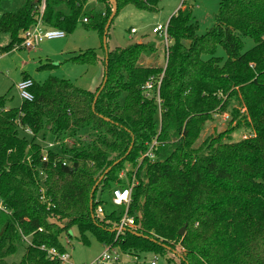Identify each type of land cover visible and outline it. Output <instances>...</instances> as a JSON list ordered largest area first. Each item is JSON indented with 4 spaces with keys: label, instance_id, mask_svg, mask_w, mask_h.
<instances>
[{
    "label": "trees",
    "instance_id": "obj_1",
    "mask_svg": "<svg viewBox=\"0 0 264 264\" xmlns=\"http://www.w3.org/2000/svg\"><path fill=\"white\" fill-rule=\"evenodd\" d=\"M6 1L0 0V9ZM89 1L26 0L21 9L2 14L0 30L11 43L0 47V54L22 49L21 34L40 18L46 27L68 34L82 24L97 31L104 45L114 5L96 0L103 8L88 11ZM114 1L115 19L128 6L157 13L163 2ZM183 7L170 19L167 67L141 64L156 52L153 43L107 52L98 92L106 77L107 82L95 106L97 91L56 77L39 84L25 75L23 80L34 81V100L19 108L7 110L6 97H0V202L9 212L0 211V264H60L42 247L66 254L61 237L74 227L85 244L90 233L103 246L129 255L165 257L182 249L181 264H264V0H221L205 35H199L192 10ZM245 39L255 44L246 52ZM220 49L226 57L218 56ZM70 61L91 66L101 60L90 50ZM163 73L159 106L144 88ZM235 98L246 115L235 109L229 129L196 148L207 124L226 113ZM245 126L253 135L232 143V135ZM27 130L34 140L21 136ZM82 131L92 138L82 140ZM41 133L76 143L52 153L45 164L36 142ZM154 141L159 144L156 159H143ZM30 156L46 170L42 184L48 203L42 200L39 174L27 161ZM63 156L71 165L55 166ZM128 167L127 178L136 181L129 208L136 229L116 239L114 228L124 210H110L97 195L111 196L126 187L120 176ZM99 205L106 208L105 220L94 215ZM23 236L31 245L19 263H10Z\"/></svg>",
    "mask_w": 264,
    "mask_h": 264
},
{
    "label": "rangeland",
    "instance_id": "obj_2",
    "mask_svg": "<svg viewBox=\"0 0 264 264\" xmlns=\"http://www.w3.org/2000/svg\"><path fill=\"white\" fill-rule=\"evenodd\" d=\"M220 1L163 0L157 13L143 12L133 6H128L121 11L109 29L107 37L108 52L114 51L117 48H128L138 43L139 38H148L147 43L153 42L155 45L157 43L154 42V39H158L159 42L160 40L162 42L163 51L159 55L158 50H156L153 55L149 56V61L151 62L148 65L166 68L169 56L167 58L163 39L153 33L154 28L158 25L167 24L181 6L182 9H184L183 6H186L193 12V22L199 24V35H205L215 24L216 16L220 10ZM25 2L26 0H8L0 9V14L15 12L21 9ZM86 8V10L90 11L93 9L100 10L103 7L96 0H90ZM133 28L137 29L136 34H132ZM66 34L67 36L63 39L45 41L32 50L22 48L0 54V97H6L7 110L19 108L22 105L23 100L17 89V85L24 79L25 75H29L39 84L45 83L50 77H56L68 80L84 90L98 92L106 73L103 60L107 53L99 33L79 24L74 33ZM244 41L245 52L255 46L254 42L250 39H245ZM10 43L11 37L0 30V47H7ZM90 50L94 51L101 60L97 65H82L70 61L73 56ZM218 56L226 57L222 49H220ZM141 62L142 65L143 63L146 64L144 58ZM235 109H240L242 116L246 115L245 109H243L239 100L237 98L233 99L226 113L216 114L214 120L207 124L196 148L202 147L209 137L218 136L227 131L229 123L233 119L232 113ZM252 135V130L245 126L237 130L232 135L230 141L237 143L250 138ZM21 136L30 141L34 140V134L32 136L29 133L21 132ZM79 137L82 140H88L92 138V134L89 131H82ZM36 139V142L41 141L43 139L42 133ZM52 140L53 138L50 134L45 137L46 143H50ZM230 141L226 140V142ZM71 142L73 144L76 143L73 139ZM63 144L64 147H72V144L69 142H63ZM126 170L128 172L131 169L128 167ZM124 180L127 185L132 183L127 177ZM97 200L106 202V206L110 205V210L117 209L110 203V195L108 193L99 191ZM87 239L89 243L85 244L81 240L80 231L77 227L71 229L69 233L62 235L61 242L72 256L71 262L73 264H91L104 252L105 246L99 243L92 234L88 233ZM27 246L22 243L18 253L10 259V263H19L26 253ZM181 254L182 249H178L177 252H170L165 257L155 253H141L138 256L125 254L122 256L119 264H152L154 261H156V264H181Z\"/></svg>",
    "mask_w": 264,
    "mask_h": 264
},
{
    "label": "built area",
    "instance_id": "obj_3",
    "mask_svg": "<svg viewBox=\"0 0 264 264\" xmlns=\"http://www.w3.org/2000/svg\"><path fill=\"white\" fill-rule=\"evenodd\" d=\"M186 1V0H183ZM44 9V7H43ZM42 9V10H43ZM182 9V6L180 7ZM179 9V10H180ZM178 10V11H179ZM84 23H88V20L85 19ZM169 23L165 25H158L154 28L153 33L160 38L163 39L164 42V50L167 54V58L169 56V49L172 45V39L169 35ZM137 29H132V34H136ZM67 36L66 32L60 29L48 28L43 23L42 19L40 18L38 23L30 28L29 30L23 32L21 37L23 39L22 47L26 48L27 50L35 49L37 46L41 45L45 41L51 40H58L63 39ZM164 78V73L160 77H153L151 80L145 85V95L148 99H154L156 102L161 105V85ZM34 86V81L32 79L22 80L18 85L17 89L20 93V96L23 101L32 102L34 100V95L31 92V89ZM33 136V133L30 130H27V134ZM53 140L50 143L45 142V138H43L40 142L42 145V162L48 164L51 161V154H59L62 149L64 148L63 142H69L72 144L70 140H62L58 138L52 137ZM67 145V144H66ZM158 142L154 141L152 144L149 145L148 151L144 154V158H149L151 160L156 159L155 151L158 147ZM63 155V154H62ZM63 159L56 158L54 161V165L56 166L58 162H61L64 166H70L71 163L68 160V157L63 156ZM28 163L35 169V171L39 174V181H41V193H42V200L44 203H48L49 199L46 195V188L42 184L47 180V173L46 170L40 167H36L33 163L32 157L27 158ZM127 170H124L121 173L120 178L124 180L127 177ZM125 181V180H124ZM136 185V181L134 180L130 185H126V187L118 188L113 191L110 196V203L114 206L116 211L124 210V213L120 219V221L115 225L114 231L116 232V239H118L125 231L127 230H135L136 223L135 219L129 215V208L132 204L133 200V190ZM0 211H4L9 213L6 208L3 206L2 202H0ZM96 218L101 220L106 219L107 211L104 205H99L94 213ZM42 231V230H40ZM23 242L26 245H31V242L27 237L23 236ZM42 250H45L48 253V258L52 261L58 259L60 264H73L71 262V256L68 254H59L56 249H46L42 247ZM125 255L119 247L115 246H105L104 252L99 255L91 264H119L121 262L122 256ZM152 264H156V261L152 262Z\"/></svg>",
    "mask_w": 264,
    "mask_h": 264
},
{
    "label": "water",
    "instance_id": "obj_4",
    "mask_svg": "<svg viewBox=\"0 0 264 264\" xmlns=\"http://www.w3.org/2000/svg\"><path fill=\"white\" fill-rule=\"evenodd\" d=\"M110 1H111V3L114 5V12H113V15H112L111 19L109 20V23H108L107 27H106V32H105V36H104V47H105V49H106V52H108V49H107V37H108L109 28H110V26H111L112 21L115 19L116 15H117V5H116V2H115L114 0H110ZM107 66H108V56H107ZM106 82H107V77L105 78L104 84H103L101 90L98 92V94H97V96H96V98H95L94 106H95V104H96V102H97V100H98V98H99V96H100L102 90L104 89V86H105ZM102 179H103V177L100 179V181H101ZM99 183H100V182H99ZM99 183L94 187V189H93V191H92V197H93V195H94V193H95V191H96V188H97V186L99 185ZM91 209H92V212H93V201L91 202ZM185 232H186V228H183V229L180 231L179 234H180L181 236H184Z\"/></svg>",
    "mask_w": 264,
    "mask_h": 264
},
{
    "label": "crops",
    "instance_id": "obj_5",
    "mask_svg": "<svg viewBox=\"0 0 264 264\" xmlns=\"http://www.w3.org/2000/svg\"><path fill=\"white\" fill-rule=\"evenodd\" d=\"M177 14V13H176ZM175 14V15H176ZM1 14H0V18H1ZM148 38H139L138 39V42H142V43H145V44H147V42H148ZM154 42H156L157 44L155 45L153 42H151V43H153L155 46H156V50H158L157 52H159V55H160V52L161 51H163L162 49H163V45H162V42H161V40H160V42H159V40L158 39H154ZM144 59L146 60V64H144L143 63V65L144 66H146V67H153V66H149L148 64L151 62V61H149L150 60V58L148 57V56H146V57H144ZM148 62V63H147ZM142 63V62H141ZM33 79V78H32ZM67 252H68V254L70 255V253H69V251H68V249H67ZM71 256V255H70ZM71 260H72V256H71Z\"/></svg>",
    "mask_w": 264,
    "mask_h": 264
}]
</instances>
